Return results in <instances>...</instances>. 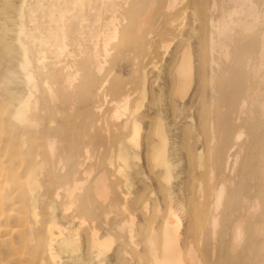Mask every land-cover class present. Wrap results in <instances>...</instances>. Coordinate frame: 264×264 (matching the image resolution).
Segmentation results:
<instances>
[{"label":"bare ground","instance_id":"obj_1","mask_svg":"<svg viewBox=\"0 0 264 264\" xmlns=\"http://www.w3.org/2000/svg\"><path fill=\"white\" fill-rule=\"evenodd\" d=\"M26 1L20 0L13 12L18 19L15 49L21 57L17 65L30 88L29 67L38 61L30 59L23 42V19L31 12ZM131 1L118 4L122 24L112 39L121 30L120 39L138 44L143 57L156 48L163 56L173 45L163 69L164 87L156 89L162 95L157 102L164 98L163 108L146 121L142 135L145 116L140 110L146 75L157 71L154 61L141 71L140 88H131L115 80L110 85L104 59L88 58L90 69L81 76L82 85L95 87L100 97L109 84V109L93 107L83 123L86 133L55 130L51 140H29L25 177L12 176L5 184L9 194H0V247L8 253L0 264H106L114 245V256L121 259L125 247L132 251L141 245L147 260L141 253L138 264H264V0H149L143 10L134 5L144 0H135L124 12ZM69 77L60 79L64 86ZM109 97L103 94L102 100ZM30 98L28 90L12 112L21 128L32 125L27 117ZM186 101L195 130H182L185 187L180 196L171 188L175 164L168 159V130L161 114L180 111ZM154 106L149 109L154 111ZM190 141L197 149L191 150L196 147ZM139 152L163 203L162 219L156 217L157 205L149 209L153 196L145 189L151 186L141 185L146 177L138 169ZM0 179L6 180L1 167ZM136 182L143 187L142 195L131 192ZM14 200V215H6L5 202ZM148 211L158 230L147 218L149 225L139 223L145 228L135 231L134 212L146 217ZM9 217L15 225H7Z\"/></svg>","mask_w":264,"mask_h":264},{"label":"rangeland","instance_id":"obj_2","mask_svg":"<svg viewBox=\"0 0 264 264\" xmlns=\"http://www.w3.org/2000/svg\"><path fill=\"white\" fill-rule=\"evenodd\" d=\"M122 1L125 2L126 0H27L26 9H30L31 12L29 14V18L26 15V17H24L23 19L26 30V36L23 42L25 44V47L27 48L28 56L30 57V59H34L33 62L38 61L39 63H33L34 65L32 64L29 67V72L32 76V82L29 88L24 85V80L21 79L22 77L20 75L18 67V65L20 64L19 61L21 62V57L15 49L16 35L14 32L18 24V19L16 18V14L13 11L19 5L20 0H0V167L6 174L5 181H3V179H0V190L4 188L0 192L1 195L6 196L7 193L9 194L10 189L5 186V184L8 185L10 183L9 180L12 178V176H21V179L25 177L26 161H28V144L30 139L41 138L40 140H43V138L46 139L48 137L47 139L51 140L53 139V132L55 130L61 131L63 135H65L66 133L74 135L77 131L80 133H86V127H83V123L85 120H88L91 117L90 114L93 113V107L98 106L99 104L104 111L109 107L110 100L112 99L113 94V92L109 90L112 81L115 80L119 84V86L127 84L128 86L132 85L131 88H140L139 86L141 83L142 75L141 71L144 72L149 69V60L152 62L154 61L153 63L156 64L154 66L157 67L158 72L155 71V73L153 72V74L147 73L148 75H146L145 90L147 89V91H145L144 96L145 103L140 110V113H143V115L145 116L143 118L144 123L141 127L142 135L148 127V122L146 121L154 116L153 114L155 111L163 108L164 98H160L162 101L160 102V104L157 102V96L162 97V95L159 94L157 90L158 87L161 89H163L164 87L163 69L171 54L173 45L168 48L167 53L163 56L161 49L155 47V52V50L151 48L154 50V52L152 53V51L150 50V53L148 52V57L146 55L145 57L147 58H145L143 57L144 55L141 54L140 51H138V44H132L130 42H126V40L120 39L121 30H118L117 39L113 40L112 36L114 34V29L116 27H121L122 24L119 13L117 12L119 7L118 4H120V2L123 3ZM148 1L149 0H144L143 4L141 2L140 4L137 1L132 0L131 2H129L124 12L128 11L134 3H138L134 5L136 8L141 7L140 9L143 10L147 6L146 3H148ZM3 5L5 6L3 7ZM219 16L220 14L217 13L215 15V18L218 19ZM73 25L77 26V29ZM79 27L83 28L79 29ZM159 41L160 40L157 41V44L159 43ZM130 51L132 53H130ZM133 52L134 54H138V56L135 55L134 57ZM151 53L154 55H152ZM90 57L97 58L100 61L104 59V70L106 71V73H110L109 75L111 76V82H109L110 85L108 84L103 93H101L100 97L95 96V87L86 89L82 85L81 76L83 75V73H86L90 69V67L88 68L90 64L87 62V59ZM134 59L136 60V62ZM55 62H57V64ZM60 65L61 68H59ZM137 67H140L139 70L137 69ZM69 70L72 71L70 72ZM135 71L139 72H136L137 74H135ZM60 72L63 73L64 77H62V74ZM75 72H77V75H75ZM138 73H140L139 76ZM66 76H70V80L68 79L69 83L67 82L68 84H65L66 86H64L61 83L60 79L62 80ZM151 78H154L155 81H153L154 79L151 80ZM74 82L76 83L74 84ZM150 85L152 87H150ZM27 89L31 93L30 99L32 103L27 117L32 125L30 127L21 128L13 120L12 112L17 101L28 92ZM61 90H63L64 92H61ZM72 90L74 94H71L73 93ZM103 94L106 96V98H108V95H110V99H106L107 101L102 100ZM72 95H75L76 97ZM150 104H153V106L155 105L154 111L149 109ZM183 107L180 109V111H174V114L170 111H167L168 116L166 113L161 114L164 124L166 123L165 128L166 130H168V141L166 142L168 145V159L173 165L175 164V166H173L174 177H172V183L170 182L172 186L171 188L173 192L177 191L180 192V194L182 193L180 196H183V189L185 187V184L183 182V176L185 172L183 152H185V149H183L182 147L181 151V146H184L182 142L184 141L183 138L185 132L193 133V131L195 130L194 121L193 125L190 123V118H192L194 114L193 112L188 113V108H186L189 107L188 101L184 103ZM90 111L92 112L88 115ZM147 114L149 115L147 116ZM188 125L189 128H187ZM181 134L183 136H181ZM57 139H59L58 136H56V140ZM22 142H24L25 146L22 145ZM191 144L196 148L191 149ZM189 146H191V150L197 149V146L193 143V141H190ZM55 148H57V146H55ZM139 157L140 159L138 163L140 164H138V169H141L140 171H143L144 178L146 177L142 180L143 184L141 185H145L144 187L151 186L149 188L150 192L147 188L145 189L148 191V193H150L149 195L153 196L149 199V209L151 207V210L153 208L154 211V208L157 205L160 209V214H157L156 217L158 219H162L164 217L163 203L160 202L161 199L158 193L156 194V184L150 177H148L147 172L143 167L144 164L141 152H139ZM48 162L49 164L51 162L49 156ZM176 173L179 174L177 175ZM137 184L138 182H136V184H133L134 186H132L131 192L133 191L132 193H136L139 190L140 194L143 191L141 189L143 187L140 184H138L139 186ZM146 193L144 195L148 194ZM151 200L152 203H150ZM15 202V200L5 202L6 206H4L2 210H4L6 215H14V213H12L14 211L11 209L12 204H14ZM9 211L11 213H9ZM148 212L149 213L148 215H146V217L140 215L139 212L138 214L134 212L135 217L132 218V227L133 229L135 227V231H137V229L139 231V228H142L143 230L145 228V225L148 223L146 225L148 226L150 222V225L158 230L159 223H153L152 220L150 221L149 218H151V213L150 211ZM147 216H149V218ZM140 218L143 219L144 222ZM147 218L150 222H146ZM139 223L140 225H145L138 226ZM185 223L186 220L183 221V226L185 225ZM7 225H15L14 219H10L9 217ZM3 234L4 233H0V235ZM136 238L135 242H137ZM14 242L17 243V240L15 239ZM115 247L118 248L114 245L111 252L108 253L106 264H138L137 260H140L142 258L141 253L143 256H145L142 259L147 260V253H143L144 250H141V245L138 246V248L136 247L132 251H130V247H125L127 254L124 259L118 258L119 256H117L116 254L114 256V252L116 250ZM81 250L79 252L80 255L83 254V250L82 252ZM7 254V249H5L4 247H0V258L5 259ZM136 255L139 258L135 257ZM64 259L65 258H62L63 263L65 261ZM4 264L6 263L4 262Z\"/></svg>","mask_w":264,"mask_h":264}]
</instances>
